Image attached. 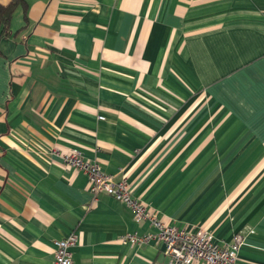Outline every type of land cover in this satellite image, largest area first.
Here are the masks:
<instances>
[{"label": "crops", "instance_id": "obj_1", "mask_svg": "<svg viewBox=\"0 0 264 264\" xmlns=\"http://www.w3.org/2000/svg\"><path fill=\"white\" fill-rule=\"evenodd\" d=\"M69 149L264 264V0H23L0 35V264H54L73 230L72 264L167 262Z\"/></svg>", "mask_w": 264, "mask_h": 264}, {"label": "built area", "instance_id": "obj_2", "mask_svg": "<svg viewBox=\"0 0 264 264\" xmlns=\"http://www.w3.org/2000/svg\"><path fill=\"white\" fill-rule=\"evenodd\" d=\"M61 159L65 165L87 176L92 200L100 193H107L126 203L133 210L136 221H149L155 228L153 233L144 236L128 234L125 240L132 244L157 240L167 256V262L161 264H237L238 252L243 244V237L239 233L234 234L231 241L218 244L213 234L203 228L193 230L163 222L133 195L131 184L124 175L116 177L106 172L97 161L84 158L77 149L62 153ZM54 243V264H72L71 249L77 243L76 231H71Z\"/></svg>", "mask_w": 264, "mask_h": 264}, {"label": "trees", "instance_id": "obj_3", "mask_svg": "<svg viewBox=\"0 0 264 264\" xmlns=\"http://www.w3.org/2000/svg\"><path fill=\"white\" fill-rule=\"evenodd\" d=\"M23 0H9L8 3H0V35H8L10 32V20L18 4Z\"/></svg>", "mask_w": 264, "mask_h": 264}]
</instances>
